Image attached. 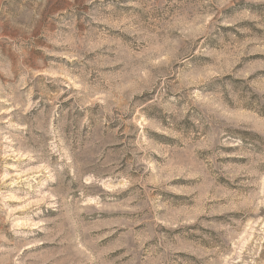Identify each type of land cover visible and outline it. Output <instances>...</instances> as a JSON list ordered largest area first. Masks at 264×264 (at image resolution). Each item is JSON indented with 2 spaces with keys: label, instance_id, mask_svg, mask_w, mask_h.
Instances as JSON below:
<instances>
[{
  "label": "rangeland",
  "instance_id": "1",
  "mask_svg": "<svg viewBox=\"0 0 264 264\" xmlns=\"http://www.w3.org/2000/svg\"><path fill=\"white\" fill-rule=\"evenodd\" d=\"M0 264H264V0H0Z\"/></svg>",
  "mask_w": 264,
  "mask_h": 264
}]
</instances>
